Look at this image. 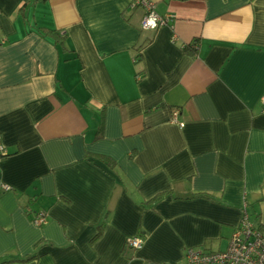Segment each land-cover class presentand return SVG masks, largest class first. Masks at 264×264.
Returning a JSON list of instances; mask_svg holds the SVG:
<instances>
[{
	"label": "crops",
	"instance_id": "0c3cea01",
	"mask_svg": "<svg viewBox=\"0 0 264 264\" xmlns=\"http://www.w3.org/2000/svg\"><path fill=\"white\" fill-rule=\"evenodd\" d=\"M153 1L155 29L132 0H0V264H180L244 208L264 227V0Z\"/></svg>",
	"mask_w": 264,
	"mask_h": 264
},
{
	"label": "built area",
	"instance_id": "2783aa9c",
	"mask_svg": "<svg viewBox=\"0 0 264 264\" xmlns=\"http://www.w3.org/2000/svg\"><path fill=\"white\" fill-rule=\"evenodd\" d=\"M132 6H142L144 15L142 27L145 29H155L160 25L166 24L171 20V15H161L155 9L153 0H132ZM264 107V94L261 97ZM178 109L173 110L172 120H178ZM183 125V122H180ZM6 154V147L0 139V160ZM2 188L9 190L10 184L3 183ZM36 223L46 222V214L39 212L35 215ZM127 244L133 248L142 245L141 236L128 238ZM150 264H167L164 262L153 261ZM180 264H264V227L250 219L246 208L238 226L233 230L228 245L225 249L210 250L200 247H189L186 249L184 260Z\"/></svg>",
	"mask_w": 264,
	"mask_h": 264
},
{
	"label": "trees",
	"instance_id": "16d2710c",
	"mask_svg": "<svg viewBox=\"0 0 264 264\" xmlns=\"http://www.w3.org/2000/svg\"><path fill=\"white\" fill-rule=\"evenodd\" d=\"M96 157H98L99 159L103 160L104 162H106L109 165H114V160L110 156H107V155H104V154H97ZM29 257L30 256H28V258Z\"/></svg>",
	"mask_w": 264,
	"mask_h": 264
}]
</instances>
